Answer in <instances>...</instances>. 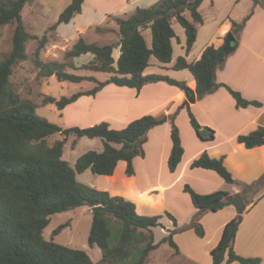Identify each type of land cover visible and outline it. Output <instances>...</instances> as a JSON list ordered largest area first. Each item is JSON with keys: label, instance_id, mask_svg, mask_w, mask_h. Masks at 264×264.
<instances>
[{"label": "trees", "instance_id": "16d2710c", "mask_svg": "<svg viewBox=\"0 0 264 264\" xmlns=\"http://www.w3.org/2000/svg\"><path fill=\"white\" fill-rule=\"evenodd\" d=\"M30 1L32 0H0V27L15 25L12 48L0 58V264H94L85 249L61 244L44 236L52 215L83 205L91 208L88 244L102 249L99 264H145L151 251L165 242L179 253V246L174 239L177 229L170 230L159 243L155 242L152 228L159 224L161 214L146 209L137 198L131 200L123 195L113 194L107 188L83 183L78 179V173L90 170L98 175L110 176L124 162L127 175H134V159L145 156L144 145L148 141L150 130L167 120L171 122L173 142L168 167L174 172L185 151L180 129L175 122L176 115L182 108L188 109L190 123L202 140L211 141L216 135L213 128L204 126L197 120L190 108L189 99L173 114H146L121 129L112 128L107 121L86 127H64L38 115L39 104L18 92L12 81L14 68L16 64L28 59V41L37 39L39 44L34 52V63L39 76L54 75L59 81L79 83L89 80L96 83L90 89L80 90L69 96H43L41 105L54 104L60 111L80 96L94 95L109 83L140 90L144 85L158 81L176 85L185 92L194 90L195 100L225 87L238 107L261 106L262 102L247 99L240 91L218 82L216 72L237 48L240 33L254 13L255 6L262 0H253L254 6L241 20L228 16L230 31L236 37L234 47H224L225 36L223 44L214 42L207 45L200 58L195 61H188L185 55L177 58L173 68L189 69L196 80L195 89H191L184 80L156 73L146 74L145 70L152 56L162 63L172 61V41L177 36L173 27L174 20L185 30V51L186 54L190 53L197 40L198 27L205 23L200 10L204 0H159L148 7L138 6L127 17L109 16L116 22L119 44L90 42L83 34L80 35L66 52V58L93 54V59L84 64L83 68L107 73L109 76L104 80L98 79L92 72L85 75L67 71L65 62L41 59L40 53L48 38L46 34L39 37L29 32L22 19V11ZM84 1L72 0L49 29L56 30L60 24L69 23L82 12ZM147 29L151 30V44L144 35ZM95 30L108 31L102 25H96ZM118 46L120 55L115 59L113 51ZM56 133L61 134L62 138L50 143L49 138ZM71 135L75 136L73 147L79 138L88 137L100 138L103 148L83 153L71 165L63 158L64 146ZM238 141L247 148L264 145V126L239 135ZM224 159V156L213 157L208 151H204L190 166L215 170L226 182L240 185L244 194L262 184L263 177L251 184H244L236 179ZM184 191L190 194L197 210L189 227L200 237L205 235L201 215L205 211L216 212L222 209L234 197L223 189L202 194L189 184L184 185ZM166 214L177 226L175 216L170 212ZM241 222L240 213L224 225L218 244L211 249V264H231L235 261L240 264H262L261 257L243 256L235 250V239ZM67 225L61 224L53 231L54 234Z\"/></svg>", "mask_w": 264, "mask_h": 264}, {"label": "crops", "instance_id": "0c3cea01", "mask_svg": "<svg viewBox=\"0 0 264 264\" xmlns=\"http://www.w3.org/2000/svg\"><path fill=\"white\" fill-rule=\"evenodd\" d=\"M110 1L112 3L104 7V11L102 12L105 19L108 16L121 17L122 15L118 13L123 11V16L127 17L138 6L148 7L159 0ZM88 4H90V0H85L82 12L70 21L74 22L77 35L84 34V29L81 27L82 24L79 20L89 11L97 13L98 9ZM228 16L220 22L219 29L208 33V41L199 50L197 57L191 59L192 50L189 54H186L185 46L183 49L185 54L182 55H185L190 62L195 61L200 58L207 45L214 42L218 45L223 44L224 37L231 30ZM117 43L119 44V39ZM119 55L120 51H118L117 58ZM145 73L148 74L146 71ZM174 79L186 81L191 89H195L196 87L195 78L193 81H189V77L185 75L183 77H175ZM216 79L218 82L226 83L230 87L240 91L245 98L262 102V105L238 107L236 100L225 87H220L200 99L196 98L194 102H189L190 108L202 125L209 126L215 130V139L205 141L198 135L196 136L197 133H194V128L190 124L187 125L190 118L188 109L185 107L180 110L175 120L180 126L182 144L185 150L177 169L172 172L168 167V158L173 142L171 138L172 126L167 120L150 130L148 141L144 145L145 156H138L134 159L135 174L128 176L133 179L132 188L134 191L141 194L147 193L146 197L157 193L156 195L162 199L164 198V200L165 196H168L172 191H176L180 199L185 195L187 197L188 193L184 191L185 184H190L194 190L202 194L219 189L227 190L231 195L241 193L247 207L241 214L242 222L235 239V250L243 256L261 257L262 264H264V189H262L264 188V172L261 173L263 182L257 187L261 190L251 198L247 195L248 192L242 193L240 185L226 182L215 170L202 167L192 168L190 166L191 162L199 157L202 152L208 151L213 157L224 156L228 169L236 179L242 181L243 170L246 164L239 161V158L235 155L240 154L244 156L247 150L254 151L255 149H261L259 160L264 163V145L247 148L243 143L238 141L239 135L247 134L259 126H264V6L262 2L255 6L254 13L240 33L237 48L228 55L223 65L218 68ZM185 101H187L186 92L180 87L165 81L148 83L140 90L134 87L109 83L96 94L82 95L76 101L59 111L65 127L77 125L86 127L101 121H107L112 128L121 129L132 120L146 114H172ZM183 124L186 126L182 127ZM123 164L126 166L124 162H121L119 165ZM144 176L155 177L156 179L148 180L142 186L141 178ZM96 187L107 188L113 194L125 196L123 192L115 190L112 185ZM132 196L134 198L137 197L136 194H132ZM125 197L128 198L127 196ZM183 200L186 208L184 218L194 216L197 210L192 203V199L189 207L186 206L188 199L184 197ZM178 205L183 206L182 202ZM239 214L232 204H228L223 210L206 212L202 219L206 228V235L192 242L191 255L187 256L191 261L188 263L211 264V249L218 244L224 225ZM179 221L181 220L178 218L177 223ZM208 221L214 227L211 226L208 229L206 225ZM187 228H189V225L180 230L176 227L177 232L175 235ZM179 254L182 255V252L180 251ZM231 264L240 263L235 261Z\"/></svg>", "mask_w": 264, "mask_h": 264}, {"label": "rangeland", "instance_id": "374dc122", "mask_svg": "<svg viewBox=\"0 0 264 264\" xmlns=\"http://www.w3.org/2000/svg\"><path fill=\"white\" fill-rule=\"evenodd\" d=\"M71 1L72 0H32L25 5L22 11L23 22L26 26V29L32 34H36L39 37L46 34L48 42L41 50L40 57L42 60H57L60 62H65L67 65V71L85 75L92 72L98 79L104 80L109 76L107 73L93 72L83 68L84 64L93 59V54L87 53L82 54L78 57L66 58V52L72 48L73 44L78 40L79 36L82 35H77L74 22L62 23L56 30L49 29L50 26L57 21L60 13ZM252 1L253 0H204L200 6V10L204 18L206 19V23L202 26L199 25L198 27V36L192 49L191 59L197 57V53L199 52V50L207 43L209 32L212 33L213 31L219 29L221 25L220 22L228 15L236 20H241L254 6L252 5ZM111 3L112 2L110 0H90V4L88 5H93L94 7H96L98 9L96 11L97 13H94V11L93 13L92 11H89L79 20L82 24L81 27L84 29L83 36L86 37L88 41L97 43L112 42L114 44H118L117 41L119 37L117 25L114 18L108 16L105 19L103 18L102 14V12L104 11V7ZM262 3L264 6V0H262ZM123 13L124 11L119 12L118 14H121V17H126L123 16ZM188 17L190 18L189 14ZM96 25H102L103 27L107 28L108 31L97 32L95 30ZM14 27V24H7L0 27V58H3L12 48V36ZM173 27L176 31L177 36L173 38L172 41V61L169 63H162L156 57L152 56L150 59V64L145 71L148 73L167 75L171 78L183 77L186 75L189 77V81H193L194 75L190 72L189 69L176 70L173 68V65L179 55L185 54L183 49L186 43V34L183 26L174 20ZM144 35L148 43L151 44V30H145ZM38 44L39 43L37 39H31L28 41V59L16 64L12 76V81L15 84L18 92L22 96L31 97L39 104L37 107L38 115L65 127L62 116L60 115V111L58 110L56 105H41L43 96L48 94L54 95L57 98L65 95L69 96L77 91L86 90L87 88L94 86L96 83L89 80H85L79 83L59 81L54 75L50 77L39 76L38 69L36 68L34 63V52ZM118 51H120L119 46L116 47L113 51V56L115 59H117ZM158 115L162 116V114ZM177 116L178 114L176 115V117ZM168 122H170V120H168ZM176 124L178 125L177 122ZM189 124L190 126H192L190 123V119H188L187 122V125ZM184 126L186 125L183 124L182 127ZM178 127L180 129L179 125ZM194 133L196 134L195 131ZM61 138L62 135L56 133L49 138V142L53 143L56 139ZM74 138V135H71L69 137V141L64 146L63 154V158L67 160L71 165H74L78 157L83 153L89 150H102L103 148V142L100 138L91 139L88 137L79 138L75 146L73 147L72 141L74 140ZM247 151H245L244 156L240 154H237L235 156L239 158V161H242L246 164L243 170L242 182L244 184H251L253 181L259 180L261 178V173L264 172V163L259 160L261 149ZM234 168L236 169V167ZM78 179L81 182L92 186L112 185L115 190L123 192V194L131 200L134 199V196H132V194H136L138 198H135L139 199L146 209L151 210L156 214H161L162 218L160 219L159 224L152 228L156 243H159L163 239V237L168 235L170 229H175L176 227L179 230L183 229V227L186 228L188 227V225H190L193 219V216L184 218L186 215V208L183 199L184 197L185 199H188V204L186 203V206L189 207L191 201V196L189 193L187 194V197L185 195L181 199L176 191H172L168 196H165V200L164 198L162 199L160 196H157V193H153L150 195V197H146L147 193L141 194L140 192L133 190V179H131L127 175L125 164L119 165L113 176L98 175L90 170H87L85 172L78 173ZM151 179L156 178L145 176L142 177V186H144L145 183ZM260 190L261 189L256 187L253 190L248 191L247 195L252 198L257 195ZM180 202H182L183 206L178 205ZM226 206H228V204L225 205L222 210ZM166 212H170L173 216H175L177 220L178 218L181 220L177 223V226L174 224L173 220L166 214ZM206 212L214 211H205L201 215L200 221L203 226L204 223L202 222V219L203 215ZM91 222V208L87 205H83L69 211L56 213L51 216L50 224L44 230V236L47 239L53 238L55 242L61 244H67L72 247L85 249L90 255L92 262L94 264H99V261L102 258V249L97 246L90 247L88 244V235L91 227ZM64 223H67L68 225L64 227L59 233L54 234L53 231ZM206 225L208 229L211 226L214 227V225L210 224L209 221ZM190 229L191 228L189 227L187 229L181 230L183 232L179 231V234L177 233L174 236L175 241L178 244L180 251L182 252V255L179 254L180 252L177 253L175 248L171 247L168 242H165L161 243L157 249L151 251L145 264H189L188 262L191 260L187 258V256L191 255L192 242H194V240L196 239H201V237L196 234L193 228L192 230ZM204 229H206L205 226ZM132 261L133 260H130V262Z\"/></svg>", "mask_w": 264, "mask_h": 264}, {"label": "water", "instance_id": "95a60500", "mask_svg": "<svg viewBox=\"0 0 264 264\" xmlns=\"http://www.w3.org/2000/svg\"><path fill=\"white\" fill-rule=\"evenodd\" d=\"M236 42V37L234 36V34L229 31L227 33V36H226V39H225V45L224 47L227 48V47H234V43ZM186 96L187 98L189 99L190 102H194L195 101V93H194V90H191L190 93L189 92H186ZM229 204H232L236 210L239 212V213H243L246 209V204L244 202V198L242 196L241 193H236L234 195V197H232L230 200H229Z\"/></svg>", "mask_w": 264, "mask_h": 264}]
</instances>
